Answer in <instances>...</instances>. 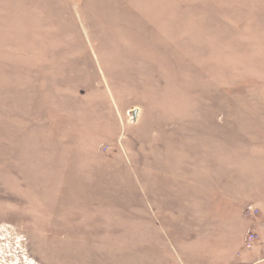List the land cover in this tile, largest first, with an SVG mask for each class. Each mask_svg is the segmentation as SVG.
<instances>
[{
  "label": "rangeland",
  "instance_id": "1",
  "mask_svg": "<svg viewBox=\"0 0 264 264\" xmlns=\"http://www.w3.org/2000/svg\"><path fill=\"white\" fill-rule=\"evenodd\" d=\"M0 264H264V0H0Z\"/></svg>",
  "mask_w": 264,
  "mask_h": 264
},
{
  "label": "built area",
  "instance_id": "2",
  "mask_svg": "<svg viewBox=\"0 0 264 264\" xmlns=\"http://www.w3.org/2000/svg\"><path fill=\"white\" fill-rule=\"evenodd\" d=\"M247 207H248V209H250V205ZM251 238H252V235H250V237L248 239L251 240Z\"/></svg>",
  "mask_w": 264,
  "mask_h": 264
}]
</instances>
